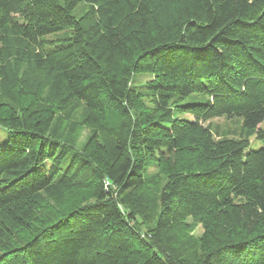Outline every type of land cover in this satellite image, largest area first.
Returning a JSON list of instances; mask_svg holds the SVG:
<instances>
[{
    "label": "trees",
    "instance_id": "trees-1",
    "mask_svg": "<svg viewBox=\"0 0 264 264\" xmlns=\"http://www.w3.org/2000/svg\"><path fill=\"white\" fill-rule=\"evenodd\" d=\"M263 120L264 0H0V264H264Z\"/></svg>",
    "mask_w": 264,
    "mask_h": 264
},
{
    "label": "rangeland",
    "instance_id": "rangeland-1",
    "mask_svg": "<svg viewBox=\"0 0 264 264\" xmlns=\"http://www.w3.org/2000/svg\"><path fill=\"white\" fill-rule=\"evenodd\" d=\"M140 79H146V76L140 78ZM211 129L215 130L218 129V135L221 137H228L232 135L233 132L238 133L239 130V122L233 119H224V118H217L213 119L210 123ZM261 129L264 130V120L259 126ZM228 133V134H227ZM89 131L88 128H83V130L80 133V140L78 144H81L86 137L88 136ZM227 134V135H226ZM9 135V131L0 128V146H3L7 143V137ZM261 146V144L256 141L254 138L250 139V147L252 149H257ZM202 232V228L199 223L194 222L193 220L189 221V230H187V233H185L184 239H187V237L194 235L199 236Z\"/></svg>",
    "mask_w": 264,
    "mask_h": 264
}]
</instances>
